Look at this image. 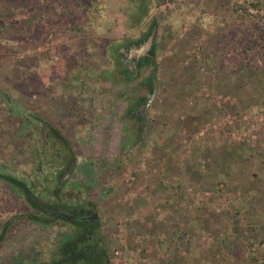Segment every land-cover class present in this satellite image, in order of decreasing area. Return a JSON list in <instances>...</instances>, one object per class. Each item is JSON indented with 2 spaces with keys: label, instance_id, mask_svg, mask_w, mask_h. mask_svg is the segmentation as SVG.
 Returning <instances> with one entry per match:
<instances>
[{
  "label": "rangeland",
  "instance_id": "374dc122",
  "mask_svg": "<svg viewBox=\"0 0 264 264\" xmlns=\"http://www.w3.org/2000/svg\"><path fill=\"white\" fill-rule=\"evenodd\" d=\"M92 1L0 0V172L31 179L36 126L56 127L81 184L63 201L94 204L109 264H264V7L253 24L244 0ZM155 23L124 78L118 49ZM20 194L0 177V264H54L65 224L30 222Z\"/></svg>",
  "mask_w": 264,
  "mask_h": 264
},
{
  "label": "flooded vegetation",
  "instance_id": "af4514ba",
  "mask_svg": "<svg viewBox=\"0 0 264 264\" xmlns=\"http://www.w3.org/2000/svg\"><path fill=\"white\" fill-rule=\"evenodd\" d=\"M150 29L151 27L147 32L139 35V37L133 40L124 41L120 49H118V51L123 54V57L120 59L121 64H119L123 66V68H121V73L124 78L129 76L131 78L133 75L138 74L144 65L153 60L152 55L154 51L146 50L145 42L139 43L140 41H144ZM151 87L153 90V83ZM146 103L147 97L140 99L135 103L131 112L143 116L146 112ZM58 167H60V169L62 168V170H58V172H61H59L60 177L56 178V180L53 179L57 175H54V172L51 173V177L48 176V179H50L49 181L55 187L53 190L43 191L42 185L47 182L44 179L46 177L45 174L37 180L36 185L41 187L40 190L35 189L37 186L33 189H29V187L21 189L22 194H20V196L31 208V210L25 214V217L30 222H36L42 226L55 222H62L65 224L64 229L54 234V240L57 244L50 249L54 264H94L95 262H97V264H109L106 256L102 255L104 251L103 245L98 238V226L100 221L94 204L89 201V206L79 204L75 206L66 204L63 201L62 189L64 187L81 186L79 181H72L71 179L74 174L73 157H70L68 160L63 156ZM26 194H36V198L32 200L33 203H29ZM9 222V220L5 221L4 225L1 227V232H5ZM68 250H73L71 255L73 257L70 258L69 255H67L66 252H68Z\"/></svg>",
  "mask_w": 264,
  "mask_h": 264
},
{
  "label": "trees",
  "instance_id": "16d2710c",
  "mask_svg": "<svg viewBox=\"0 0 264 264\" xmlns=\"http://www.w3.org/2000/svg\"><path fill=\"white\" fill-rule=\"evenodd\" d=\"M75 2L76 3L74 6L72 5L70 6L69 4L67 6L69 10H73L75 13L79 11H87V9L89 8V0H75ZM93 5H95L94 6L96 7L95 9H97L98 2L96 0L92 1L90 6H93ZM263 7H264V0H244L241 3L236 2L233 7V10L236 14L240 11L239 12L240 15L247 16L250 19L251 23L259 24L263 18L262 16H260L259 12ZM249 8H254L256 13L250 14L248 12ZM141 11H142V6H139V7L137 6V8H135V11L131 13L132 21L134 23L133 26L134 25L136 26L138 22L141 21L142 19ZM262 39L264 41V37ZM247 42L249 43L252 41L251 39H249ZM116 60H118L117 57H116ZM22 72L25 73L23 70ZM36 129H37V133L40 139L39 141L34 143L33 147H31V150H30L29 161H31L32 163V171H31L32 178L24 181V180H19L15 176L7 175L3 172H0V177L6 180L8 184L13 185L19 191L21 189H25V187L26 188L29 187V189L35 188L37 184V180L40 177H42V175H44L45 173V169L47 167L48 161L59 159V158L61 159L63 156H65L64 151L66 150H68L71 155V151H72L71 145L68 142H66V140H64V138L59 133L60 131L56 127L47 126V128H43V127L36 126ZM44 179L47 181L48 177L46 176ZM42 189L43 191L53 190L50 184H48L47 182H45L42 185ZM26 195L28 196L29 203H33L32 200L33 198H36V194H26ZM45 195H48V194H45ZM250 243L252 244L253 242H250ZM72 252L73 250L71 251L68 250V252H66L70 258L73 257L71 256ZM102 255L105 256L104 251ZM65 264H68V263H65ZM94 264H97V262H95Z\"/></svg>",
  "mask_w": 264,
  "mask_h": 264
},
{
  "label": "water",
  "instance_id": "95a60500",
  "mask_svg": "<svg viewBox=\"0 0 264 264\" xmlns=\"http://www.w3.org/2000/svg\"><path fill=\"white\" fill-rule=\"evenodd\" d=\"M156 35H157V25L155 23L151 26L150 32L146 35L144 41H140L139 43L141 44V43L145 42L146 50L154 51L155 50V44H156ZM153 54H154V52H153ZM152 57H153V55H152ZM152 83H153V90H152L150 97L147 99L146 108L151 103L152 99L155 97V94L157 92V87H156L157 79H156V76L154 73H153V77H152Z\"/></svg>",
  "mask_w": 264,
  "mask_h": 264
}]
</instances>
